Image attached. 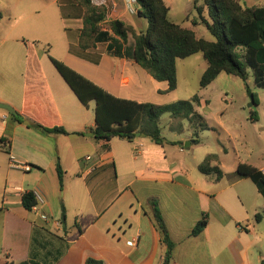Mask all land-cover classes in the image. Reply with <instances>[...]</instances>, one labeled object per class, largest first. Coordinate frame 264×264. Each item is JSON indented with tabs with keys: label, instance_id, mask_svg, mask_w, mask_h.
<instances>
[{
	"label": "crops",
	"instance_id": "1",
	"mask_svg": "<svg viewBox=\"0 0 264 264\" xmlns=\"http://www.w3.org/2000/svg\"><path fill=\"white\" fill-rule=\"evenodd\" d=\"M121 1L92 0L106 11L103 29L119 19L138 32L146 31L148 21L128 13ZM164 1L170 19L178 24L176 7L184 6L186 12L195 4H204V0ZM239 1L248 7L264 6V0ZM207 12L206 8V19ZM63 19L75 24L65 26L68 42L56 58L116 97L139 103L171 102L169 95L174 91L168 92V82L156 80L132 58V36L127 44L120 42L121 56L115 49L108 50V42L98 43L82 55L72 50L79 41L66 31L80 29L82 20ZM193 23L200 26L198 20ZM0 103L14 109L0 108L1 260L31 264H86L89 258L104 264H264V230L259 224L263 217L251 225V214L245 216L246 202L251 210L263 203L264 197L251 178H233L237 167L221 179L205 175L199 170L204 158L194 155L193 162L184 160V147L166 138L164 144L147 137L145 141L141 135L134 140L114 138L105 150L106 142L97 140L91 130L95 127V101L84 105L55 66L46 63L45 53L24 39L0 37ZM182 120L175 133L183 131ZM37 125L62 127L72 134L45 133ZM14 161L32 169L25 172L13 167ZM58 162L64 171L63 186ZM91 167L95 171H89ZM28 192H37L42 198L32 210L22 202ZM152 200L158 202L176 245L170 262H166L167 248L155 224ZM62 207L66 209L65 222ZM204 216L206 228L192 236ZM246 222L249 226L243 225ZM132 240L135 244L129 245Z\"/></svg>",
	"mask_w": 264,
	"mask_h": 264
},
{
	"label": "trees",
	"instance_id": "2",
	"mask_svg": "<svg viewBox=\"0 0 264 264\" xmlns=\"http://www.w3.org/2000/svg\"><path fill=\"white\" fill-rule=\"evenodd\" d=\"M61 4V13L65 19H81L83 26L66 31L78 46L72 50L84 55L86 50L95 48L98 43L108 42V50H116L122 55L121 44H127L129 37L133 38L132 58L142 68L147 70L156 80L167 81L168 92L175 91L178 86L177 62L197 53H202L207 61V67L202 74L200 87H208L221 73L235 75L247 81L248 69L253 70L254 81L258 87L264 88V6L248 7L239 0H204L203 5H194L197 20L206 24L208 30L216 38L209 41L198 37L196 32L170 19V8L164 0H139L138 16L148 21L146 31L138 32L134 26L116 19L106 24L104 8L96 6L92 0H65ZM207 8L208 19L204 12ZM0 13V18H1ZM195 20L194 22L196 23ZM49 53V52H48ZM49 58L64 80L74 91L79 100L86 106L95 101V127L91 130L99 141H105L104 149H109V142L114 138L134 140L137 135L150 138L157 144H164L160 126L161 117L170 113L174 119H188L199 143V133L210 129L205 117L196 110L201 104L198 94L190 100H180L172 103L155 104L139 103L116 97L97 86L83 75L73 70L63 61L51 56ZM98 61V60H96ZM252 101L253 106L259 104L257 94ZM15 120L20 121L17 114L12 113ZM257 111H251V118L257 120ZM45 133H60L69 135L62 127L47 128L37 125ZM218 155L209 154L199 165V170L205 175H215L216 179L224 176V171L216 164ZM60 184L63 186L64 171L57 163ZM233 178H251L264 197V172L245 163H239ZM23 205L32 210L39 205L34 192L23 195ZM153 217L159 230L162 242L167 248L166 262L173 259L175 243L172 240L167 224L159 208L158 202L152 200ZM3 209L0 208V212ZM262 215H256L260 221ZM66 220V209L62 207V221ZM208 224L204 216L194 227L192 236L200 235ZM0 264H31L29 261L15 263L1 260ZM86 264H104L102 260L89 258Z\"/></svg>",
	"mask_w": 264,
	"mask_h": 264
},
{
	"label": "rangeland",
	"instance_id": "3",
	"mask_svg": "<svg viewBox=\"0 0 264 264\" xmlns=\"http://www.w3.org/2000/svg\"><path fill=\"white\" fill-rule=\"evenodd\" d=\"M65 2V0H0L2 16L0 37L11 40L24 39L34 44L36 49L45 53L46 63L52 65L48 52L55 58L61 56L62 47L68 42L65 26L75 24V21L62 18L60 4ZM121 2L125 6L124 1ZM174 10L178 11L174 18L180 22L179 24L194 29L198 37L209 41L216 40L206 24L199 21L200 26L197 27L198 25L193 23L197 20L195 9L184 12V6H179ZM136 26L140 28L139 24ZM72 29L76 30V28ZM131 39L133 41V38ZM78 51L82 50L79 48ZM206 67L207 61L202 53L178 60V86L176 91L169 95L171 100L169 103L190 100L198 94L202 103L196 106V110L205 117L210 129L201 131L198 136L200 142L195 143L194 140L197 137L190 130L189 120L184 119L183 131L175 133L174 128L179 127L183 120H173L172 115L166 113L160 119L162 136L167 140H175L176 145L184 147V160L193 162L194 155L205 159L208 154H216L218 155L216 164L225 174L234 172L239 163H245L263 171L264 88L256 85L253 70L249 68L247 81L223 72L208 87L202 89L200 80ZM251 94H257L259 99L255 109ZM252 110L257 111V120L251 118ZM145 139L147 138L144 137ZM236 202L240 205L238 200ZM263 203L257 207L254 206L251 210L249 203L245 204V216L251 214L249 219L251 225L257 223L258 213L262 215L263 221L259 223L260 230H264ZM255 210H258L257 213H254ZM243 225L249 226V223L246 222Z\"/></svg>",
	"mask_w": 264,
	"mask_h": 264
},
{
	"label": "built area",
	"instance_id": "4",
	"mask_svg": "<svg viewBox=\"0 0 264 264\" xmlns=\"http://www.w3.org/2000/svg\"><path fill=\"white\" fill-rule=\"evenodd\" d=\"M123 1H124L125 8H126L128 13L138 14V11L141 7L139 0H123ZM90 159H91V157H87V160H90ZM12 166L16 167V168H20L21 170H23L25 172L30 171L32 169L31 165H29L27 163L17 162V161L12 162ZM95 169H96L95 167H91L89 169V171L93 172V171H95ZM34 194H35V196L38 199L39 204H40V202H42V198L40 197V195L37 192ZM43 218L46 219L47 216H43ZM128 244L134 245L135 241L132 240V241L128 242Z\"/></svg>",
	"mask_w": 264,
	"mask_h": 264
},
{
	"label": "water",
	"instance_id": "5",
	"mask_svg": "<svg viewBox=\"0 0 264 264\" xmlns=\"http://www.w3.org/2000/svg\"><path fill=\"white\" fill-rule=\"evenodd\" d=\"M250 97H251V101H253L254 100V95L253 94H251L250 95ZM0 108L1 109H5V110H8V111H10V112H14V109L10 106V105H8V104H4V103H0ZM256 108V106H254V109ZM140 136V134H138V137ZM190 144V143H189ZM191 145V144H190Z\"/></svg>",
	"mask_w": 264,
	"mask_h": 264
}]
</instances>
